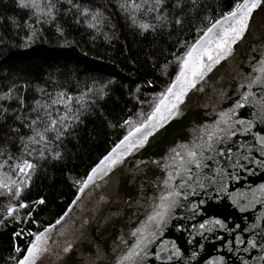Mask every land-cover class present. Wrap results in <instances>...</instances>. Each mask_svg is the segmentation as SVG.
Here are the masks:
<instances>
[{
	"label": "snow or ice",
	"instance_id": "snow-or-ice-1",
	"mask_svg": "<svg viewBox=\"0 0 264 264\" xmlns=\"http://www.w3.org/2000/svg\"><path fill=\"white\" fill-rule=\"evenodd\" d=\"M204 8L203 0H0V32L23 31V47L48 31L66 39L84 30L115 48L130 33L174 58L160 65L164 75L176 65L147 112L136 87L141 107L115 123L101 103L114 80L73 95L0 74V229L25 225L12 228L5 264H264V183H254L264 177V0H231L214 15ZM156 50L146 58L153 66ZM121 51H131L127 42ZM91 117L122 133L71 179L74 198L45 224L49 201L31 195L34 178L67 163ZM86 194L89 214L66 228ZM213 201L239 222L209 212Z\"/></svg>",
	"mask_w": 264,
	"mask_h": 264
},
{
	"label": "trees",
	"instance_id": "trees-1",
	"mask_svg": "<svg viewBox=\"0 0 264 264\" xmlns=\"http://www.w3.org/2000/svg\"><path fill=\"white\" fill-rule=\"evenodd\" d=\"M230 2L231 0H203L204 12L214 15L215 11L222 10L223 6ZM83 31L66 34V39L53 31H48L28 47L22 46L24 40L21 37L25 35L23 31L19 35L15 32L9 35L0 32L5 41L0 44V74L7 73L14 78L22 77L20 83L27 80L33 89L36 87L47 88L49 91L60 89L73 95L76 94L77 87L83 89L85 83L99 84L114 80L116 83L110 86L111 98L101 102L104 105L103 111L109 114L111 122L115 123L120 117L128 114L127 108L141 107L132 99L136 87L141 88L138 94L140 99L145 100L146 97L143 109L147 112L149 110L147 101L162 91L170 82L171 76L175 75V63L169 66L167 76L162 73L160 65L166 62V59L174 58L160 54L158 49L164 46L150 41L133 40L130 33L125 34L126 41L122 37L117 47L113 48L102 36L93 42L86 34L81 35ZM184 35L191 39L187 32ZM125 42L131 49L128 53L121 51ZM175 45L176 41L173 39L166 47L169 51H174ZM154 49H157L152 55V59L156 61L155 66L151 60L146 59ZM149 80L154 82L155 87L145 89L143 85ZM121 133L122 130L118 126L109 128L106 122L102 123V118L91 117L87 130L82 129L80 132L79 142L75 140L72 142L74 147L70 146L71 152L67 163L62 162L55 166L49 164L37 173L31 195L35 198L41 196L48 198L47 210L40 213L43 223H54L55 219L63 214L75 194L71 179L76 178L77 174L83 175L106 153ZM3 202L0 200V210ZM24 226L11 225L7 230L0 229V244L3 245L0 247V264H5L8 237L12 228Z\"/></svg>",
	"mask_w": 264,
	"mask_h": 264
},
{
	"label": "water",
	"instance_id": "water-1",
	"mask_svg": "<svg viewBox=\"0 0 264 264\" xmlns=\"http://www.w3.org/2000/svg\"><path fill=\"white\" fill-rule=\"evenodd\" d=\"M257 20H259V17H257ZM178 133L176 131H172L168 136L169 142L171 139H173ZM254 183H264V177L257 176L254 178ZM97 194H102L101 189H97L95 193H92V196H96ZM88 199L89 197L86 194L85 197V203L78 205L74 210L73 213H71V221L70 225L66 226L67 227H79V218L81 216L86 217L89 214V209L91 205L88 204ZM209 212H215L220 214L221 216H227L229 218V221L231 222L233 217H236L237 221L239 222V215L234 212V210L227 204V203H221V204H216L215 201L211 202V206L208 207ZM60 232V226H58L57 231L53 234V239L51 243L53 244V247L56 246V241L59 239L62 241V237L59 236ZM210 258V257H209Z\"/></svg>",
	"mask_w": 264,
	"mask_h": 264
}]
</instances>
